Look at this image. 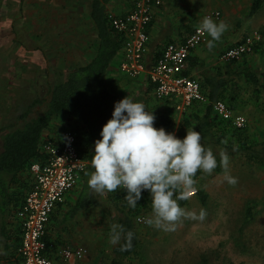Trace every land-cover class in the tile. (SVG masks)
Wrapping results in <instances>:
<instances>
[{"label":"rangeland","instance_id":"374dc122","mask_svg":"<svg viewBox=\"0 0 264 264\" xmlns=\"http://www.w3.org/2000/svg\"><path fill=\"white\" fill-rule=\"evenodd\" d=\"M252 2L253 0H177L169 8L183 11L186 17L189 16V28L201 24L208 13L220 10L221 17L214 21H223L227 25L221 40L215 42V45L224 46L221 57L228 48L239 43L245 36L260 34V47L257 50L254 48L249 55L246 54L247 56L239 60L245 58L251 62L252 70L264 77V37L261 33L264 26V8L251 16ZM73 8L76 6L73 5ZM14 17L16 18L0 19V132L4 126L16 122L36 98H41L42 101L48 98L51 85L57 79H63L68 70L77 64L74 58L78 53L81 54L82 49L78 35L73 33V19H66L70 34H54L56 30L51 29L54 32L50 35H30V21L17 13ZM164 20L167 25L172 23L170 16ZM50 22L53 24L57 20ZM69 24L71 27H68ZM150 59L146 62H151ZM65 61L69 63L66 66L63 65ZM114 72V79L110 81L109 87L117 98L122 100L128 95L137 100L144 98L147 85L145 74L133 77L118 67H115ZM243 81L242 95L246 106L241 111L249 119L247 128L253 133L264 132V78L260 93L255 90L256 87ZM153 93L152 91L149 95L152 97ZM166 102V99H160L158 109L166 114L170 112V116L173 111L174 126L177 127L181 114ZM42 107L41 102L35 113ZM64 121L63 117L56 118L45 135L63 126ZM227 154L228 173L236 177L238 183L228 184L224 179L225 171L203 173L195 178L194 189L202 190L206 194V200L203 201L197 193L185 205H180L197 214L201 209L205 210V219H182L175 231H164L136 220L141 242L138 252L126 259V264H264V167L247 162L238 153ZM87 180L84 176L79 180V192H76L79 200L89 196L86 190ZM89 190L98 200V204L88 207L72 220L78 204V201H74L76 198L72 192L65 207L69 222L64 228L70 236L82 237L87 241L82 246L87 248V253L89 250V257L94 256L99 264L101 258L109 259L113 255L112 248L115 245L110 243L111 226L117 223L120 213L112 204L109 193L101 195ZM252 201L256 202V213L246 223V209ZM151 215V205L147 211L138 214L140 217ZM53 225H56L55 222Z\"/></svg>","mask_w":264,"mask_h":264},{"label":"trees","instance_id":"16d2710c","mask_svg":"<svg viewBox=\"0 0 264 264\" xmlns=\"http://www.w3.org/2000/svg\"><path fill=\"white\" fill-rule=\"evenodd\" d=\"M109 1L92 0L91 2V19L97 31L96 54L94 57L84 65L70 68L65 75L61 72V75L65 77L61 80L60 78L57 79L55 84L51 85L48 98L44 101L41 98H36L20 114L16 122L1 128V217H11L19 213L34 184V177L31 172L32 164L39 161L43 162L47 158L42 146L43 143L60 138L66 127H70L76 132L77 148L82 157L89 162L88 168L82 176L85 179L89 178L85 173L94 171L91 169L90 164L94 155L95 141L101 138L100 132L111 118L115 103L121 100L113 94L112 89L109 87L108 73L111 65L122 58L126 39L122 33L115 30L110 24L107 11ZM263 7L264 0H253L250 15L259 12ZM261 33L264 37V27L261 29ZM259 47V44L255 46V50ZM161 54L162 52H158L155 61ZM190 57L191 54L189 59ZM252 69V65L246 59L241 61L234 59L226 62L224 66L216 67L214 72L204 74L198 80L201 83L203 92L208 96L209 102H194L181 115L177 127L174 126L173 111L170 116V112L168 114L162 112L158 109V104L152 102L153 98L149 94L155 90L156 86L149 79H146L147 85L144 98L135 100L144 103L147 110L154 112L156 117L155 127L157 128L163 127L168 132H175L181 139L186 136L187 130L200 131L202 143L214 152L218 164L219 152L225 151L226 153H238L247 162L264 167V132H250L247 126L236 128L229 120L221 118L212 106L213 101L221 99L236 110L239 96L242 95L243 86L241 84H243V80V82L256 87L255 90L260 93L264 77L261 73H257ZM185 73L189 75L186 71ZM240 82L241 84H239ZM166 101L176 110L174 100L166 99ZM41 102L42 109L35 113L36 107ZM168 110L171 111V109ZM59 117L64 118V125L56 130L54 129L52 133L46 136L45 132L52 127L55 119ZM214 171L222 172L224 170L218 166ZM202 174L203 172L198 171L195 178ZM86 190L89 196L84 200L78 199L77 212L89 205L98 204L96 197L88 192L90 190L87 183ZM84 192L86 191L84 190ZM198 194L203 201L206 200V194L202 190H198ZM125 196L126 192L122 189L109 193L112 204L120 213L116 225L123 226L125 232L132 231L134 233L133 246L130 250H121V244L124 243L122 240L121 244L113 247L114 257L111 261L101 259L100 264H125L126 259L131 258L138 252L141 241L136 224L137 219L135 218L138 214L149 209L151 197L148 191H144L137 207L132 209L127 205L124 199ZM187 201L182 200L179 203L185 205ZM255 213L256 202H249L245 213V222H250ZM68 216L66 215V218ZM44 240L47 249H50L52 244L50 236L46 234ZM47 255L51 257L48 253Z\"/></svg>","mask_w":264,"mask_h":264},{"label":"clouds","instance_id":"9594fccd","mask_svg":"<svg viewBox=\"0 0 264 264\" xmlns=\"http://www.w3.org/2000/svg\"><path fill=\"white\" fill-rule=\"evenodd\" d=\"M227 25L205 17L197 31L211 39L207 47L211 51L221 40ZM153 111L130 95L114 105L111 118L103 126L100 139L95 141L94 155L86 172L88 188L97 194L126 192L127 205L135 209L148 191L151 197L152 215L137 217V222L164 231H175L182 219L203 221L206 211L199 214L187 211L179 201L188 200L196 185L198 171L211 174L218 166L225 171L224 179L230 185L238 180L228 173L229 156L225 151L217 157L202 143V134L195 129L187 130L181 139L175 132L155 127ZM235 150V148H234ZM134 233L125 232L121 225L111 226L110 243L121 244V250H130Z\"/></svg>","mask_w":264,"mask_h":264},{"label":"built area","instance_id":"2783aa9c","mask_svg":"<svg viewBox=\"0 0 264 264\" xmlns=\"http://www.w3.org/2000/svg\"><path fill=\"white\" fill-rule=\"evenodd\" d=\"M162 4L163 0H136L130 12L123 15L110 14V24L126 39L125 58L120 69L133 77L146 74L156 86V97L174 100L176 109L183 114L194 102H209L200 81L185 73L192 50L206 43L209 36L199 33L197 29L200 25L197 26L184 41L168 43L159 58L148 68V28L154 10ZM206 17L220 18L221 11H213ZM260 40V34H249L228 48L222 57L225 60H239L251 53ZM212 106L221 118L229 120L236 128H244L249 123L245 114L237 112L224 100L213 101ZM42 146L47 158L32 164L34 184L18 213L22 222L19 254L23 264H57L47 255L44 240L50 216L65 201L67 193L79 183L89 165L77 148V135L72 129H66L60 138L44 142ZM197 193L198 190L193 189L190 197ZM60 254L66 261L81 259L87 254V249L68 247L62 249Z\"/></svg>","mask_w":264,"mask_h":264},{"label":"crops","instance_id":"0c3cea01","mask_svg":"<svg viewBox=\"0 0 264 264\" xmlns=\"http://www.w3.org/2000/svg\"><path fill=\"white\" fill-rule=\"evenodd\" d=\"M91 2L92 0H0V19H14L16 18L14 17L16 13L23 15L24 18L30 21V35H50L54 32L51 29L56 30V33L54 34H70L71 31H67L66 19H73V33L78 35L79 42L82 45V49L80 50L81 54L78 53L76 55L75 53L74 55H76V57H73L77 62L74 67H77L88 63L96 54L97 31L95 24L91 19ZM135 2L136 0H110L107 3L108 14H126L134 8ZM163 2L164 3L160 7L154 10L152 23L148 28L150 40L147 48L146 60L148 58L152 59H150L151 62H146L148 68L155 61L158 52H162L168 43H179L184 41L197 27L195 26V28H189V16L186 17V15L183 14V11H174L172 7L169 8V6H171L170 4H172V2H177V0H163ZM73 5L76 6L75 9L73 8ZM168 16L172 18V23L167 25V22L164 20V18H167ZM215 19L219 18H213V20ZM50 20H57V22H53V24H51ZM68 27H71V24H69ZM69 30H71V28H69ZM223 49L224 46L216 44L215 47L210 51L207 47V42L203 43L197 48H194L191 52V60L189 59L188 61L186 72L189 73L190 76L200 79L204 74L214 72L216 67L224 66L225 63L229 61L221 57V54L224 51ZM121 56L122 58L120 57L121 59L119 61L117 60L114 62L109 69V81H113L114 79L113 77L115 75V67L120 68V64L125 58V50ZM246 61L250 65H253L248 60ZM68 64L69 63L65 61L63 65L66 66ZM146 79L149 78L145 74V82ZM239 84H241V82ZM153 92L154 93L152 97L156 99V102L153 100L154 104H159L160 99L156 97L155 90ZM245 106L246 104L244 96L241 95L239 96L236 111L245 114L243 111H241L245 108ZM177 112L182 115V113L178 110ZM245 115L247 116V114ZM78 184L67 193L66 200L55 208L52 213V219L48 224V230L46 234L50 236V241L52 244L50 245V249H47V253L53 260L57 262V264H98L94 256L89 257V250L83 258L69 261H66L60 254V251L66 247H84L82 246L83 243L87 242L82 237L70 236V234H67L64 228V226L69 222L66 218L67 209L65 207H67V203L69 201L68 198L72 192L74 193L72 195L76 198V192H79L77 189ZM78 199L79 198L73 200L78 201ZM93 205L96 204L89 205L74 213L72 220H74L80 213L85 211V209ZM1 216L0 264H23V259L19 254V247L22 242L21 219L18 214L11 217ZM53 222H55L56 225H53ZM60 227H62V229ZM94 242L96 241L94 240ZM113 257L114 254L109 259H101H105L106 261L108 260L110 262Z\"/></svg>","mask_w":264,"mask_h":264}]
</instances>
